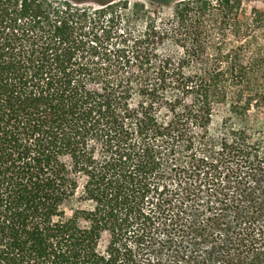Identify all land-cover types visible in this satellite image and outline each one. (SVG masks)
I'll return each instance as SVG.
<instances>
[{"label":"trees","instance_id":"16d2710c","mask_svg":"<svg viewBox=\"0 0 264 264\" xmlns=\"http://www.w3.org/2000/svg\"><path fill=\"white\" fill-rule=\"evenodd\" d=\"M114 1L0 0V264H264V12Z\"/></svg>","mask_w":264,"mask_h":264},{"label":"rangeland","instance_id":"374dc122","mask_svg":"<svg viewBox=\"0 0 264 264\" xmlns=\"http://www.w3.org/2000/svg\"><path fill=\"white\" fill-rule=\"evenodd\" d=\"M80 1H83L85 3V4H78L82 8L88 7L91 10L99 9V7L96 4L89 2V1H93V0H80ZM124 1L126 3H128L129 5L142 4V5H144L145 10H147L149 12L151 11L157 16H162V14L165 16V15H168L171 13L172 5L176 2L181 1V0H170L172 2L170 4V6H167V7L161 6L156 0H115L113 3L114 4L116 3L117 6L118 5L120 6ZM241 1L243 3V6H244V11H245L246 15H248V16L253 15L251 13L252 9L264 12V0H241ZM148 16H149V14H148ZM158 20H160V19H158ZM102 28H104V27H102ZM111 28L113 29V31H124V30L129 31L130 30V31H133L136 33V32L142 31L144 29V22H140L137 24L127 26L126 24H124L123 21H120L119 25L116 24V26L111 27ZM262 39H264V38H262ZM245 43L246 42L244 39V44Z\"/></svg>","mask_w":264,"mask_h":264}]
</instances>
